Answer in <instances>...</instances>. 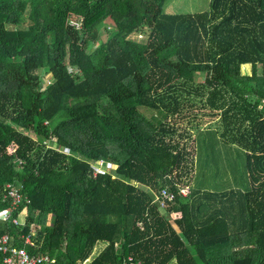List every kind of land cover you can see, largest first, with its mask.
<instances>
[{
    "label": "trees",
    "instance_id": "1",
    "mask_svg": "<svg viewBox=\"0 0 264 264\" xmlns=\"http://www.w3.org/2000/svg\"><path fill=\"white\" fill-rule=\"evenodd\" d=\"M163 3L0 0V212L7 185L23 195L0 220L11 248L55 264H264V0ZM175 83L208 88L248 191L191 187L190 131L153 98Z\"/></svg>",
    "mask_w": 264,
    "mask_h": 264
},
{
    "label": "rangeland",
    "instance_id": "2",
    "mask_svg": "<svg viewBox=\"0 0 264 264\" xmlns=\"http://www.w3.org/2000/svg\"><path fill=\"white\" fill-rule=\"evenodd\" d=\"M209 4L210 0H164L162 9L165 13L177 15L197 14L208 11ZM17 27L24 29L25 26ZM130 38L136 41L143 39L137 34L131 35ZM44 80L46 84L49 83L48 75L44 76ZM201 80H196L197 84H200ZM177 84L158 91L153 98L162 110L168 112V119L172 124L190 131V138L185 143L186 149L192 153L195 165L191 187L212 192L248 191L251 184L245 167V153L221 140L220 114L205 104L208 88H204L203 84ZM102 167L114 174V167L105 164ZM36 227L37 225L32 226L33 231ZM101 247L102 244H99L92 255H96Z\"/></svg>",
    "mask_w": 264,
    "mask_h": 264
},
{
    "label": "built area",
    "instance_id": "3",
    "mask_svg": "<svg viewBox=\"0 0 264 264\" xmlns=\"http://www.w3.org/2000/svg\"><path fill=\"white\" fill-rule=\"evenodd\" d=\"M103 162H100L98 164V167H96L95 173L99 172L98 168H100V171H103ZM181 194L184 196L188 195L190 192L189 186H184L180 190ZM4 199L10 200V211L4 210L0 212V220H8L10 218V212L14 209H16L23 201V195L20 193L19 189L12 185L6 186V192L3 195ZM174 194L165 188H162L158 191V193L154 196L153 201L157 204V206L163 208L167 205V202L173 200ZM19 219H13L12 222L14 224H19ZM25 243L31 244L30 237H25ZM0 255L3 256L2 263L3 264H55L54 259L51 258L48 255H35V254H29L24 249H17L14 247H10L9 244V237L7 235L0 236ZM83 264H86L84 262ZM127 264H139L138 262H135L131 257H128Z\"/></svg>",
    "mask_w": 264,
    "mask_h": 264
},
{
    "label": "crops",
    "instance_id": "4",
    "mask_svg": "<svg viewBox=\"0 0 264 264\" xmlns=\"http://www.w3.org/2000/svg\"><path fill=\"white\" fill-rule=\"evenodd\" d=\"M101 249H102V247H101ZM101 249H100V250H101ZM100 250H99V252H100ZM99 252H98V253H99ZM98 253H97V254H98ZM97 254H96V255H97Z\"/></svg>",
    "mask_w": 264,
    "mask_h": 264
}]
</instances>
